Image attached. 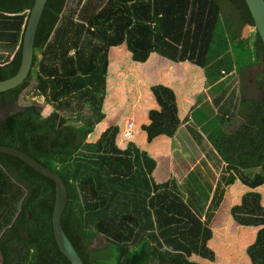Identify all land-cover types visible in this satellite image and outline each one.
Listing matches in <instances>:
<instances>
[{"label":"trees","instance_id":"1","mask_svg":"<svg viewBox=\"0 0 264 264\" xmlns=\"http://www.w3.org/2000/svg\"><path fill=\"white\" fill-rule=\"evenodd\" d=\"M34 2L0 0V81L19 71ZM68 2L48 0L28 78L0 93V146L28 154L62 178L68 194L62 227L84 264L214 260L210 223L237 183L248 191L231 215L241 226L259 228L247 254L251 264H264V204L257 191L264 187V45L256 30L254 38L244 35L255 27L246 1L87 0L79 20L67 13ZM123 44L137 64L158 54L201 67L216 103L232 72L243 78L237 111L230 116L223 106L216 113L209 101L200 102L209 105L203 119L211 123L204 124L205 135L191 132L199 144L208 140V155L222 165L216 184L205 163L207 172L197 166L181 182L171 177L157 183L156 159L133 142L119 147L118 126L88 139L106 118L109 52ZM254 67L252 94L245 76ZM33 81L35 94L53 109L47 116L38 104L19 105ZM151 92L158 108L142 126L149 143L173 138L182 123L175 91L157 84ZM55 199L51 179L0 153V264H71L54 236ZM99 237L106 244L94 249Z\"/></svg>","mask_w":264,"mask_h":264},{"label":"rangeland","instance_id":"2","mask_svg":"<svg viewBox=\"0 0 264 264\" xmlns=\"http://www.w3.org/2000/svg\"><path fill=\"white\" fill-rule=\"evenodd\" d=\"M86 1L87 0H69V9L67 13L72 10L74 12V19L79 20L80 17H78V15L83 10L82 8ZM255 32V28L246 27L244 35L248 38H254ZM38 57L41 58L40 53H38ZM109 60L111 61V63L109 61L111 66L108 68L107 95L104 100V103L108 104L107 108L104 107L106 118L103 121L105 122L102 123L101 128L94 130L88 139L93 142L98 140L102 132L105 131L103 129L106 125L110 127L118 126L121 132L117 144L119 147L125 149L130 142L124 140L123 137L121 138V134L124 121L127 119V122H133V124L136 122V127L134 124L135 136L134 139L131 140L135 141V139H137L138 142L145 144L146 138L137 123L143 118L142 109L143 104L145 105L144 102H146L148 91V86L146 84L147 82L158 79V67H165L167 63H165V59L162 56L155 54L153 58L151 57L149 61L145 63L146 65H138L137 67V63L132 61L131 55L125 44L111 49L109 52ZM256 72H258V67H254L247 72L245 76L252 94L256 93V88L254 84L251 83L254 81L253 77L256 75ZM183 73L190 82V84L184 85L186 88H183L181 84L175 82L176 77L174 78V72L166 74L167 77H169V75L173 76L171 80L172 83H169L176 85V90L177 87L180 89L178 91V93L180 92L179 95L182 101V105L180 106H184L183 102L185 104H191L190 102L194 103L198 101V99H201V101H198L199 103L209 101L216 113L220 112L223 106L224 108L225 106L230 108L229 111L227 110L230 116L239 108L238 104L241 100L242 92L240 93V91L242 90L243 78H241L239 74H236L235 71L232 72L233 75H231V79L228 82L224 98L218 100V103L215 102L216 96L213 97L210 87L206 83L204 70L201 67L194 66V64L188 62L183 69ZM159 78H161V75H159ZM171 84L169 85L177 95L176 90ZM181 89H184L185 92ZM31 104L40 105L44 116L49 115L53 110L51 106L46 104L45 98L35 94V81L24 90L19 101L21 107ZM202 104H199L197 111L193 112L191 118L192 127L188 125L191 131L184 135L185 139H181L182 145L186 146L184 150H177L171 146L158 147V145H160L159 143L157 145L152 144L156 149L150 147L149 152L151 157L158 162L153 174L157 183L165 182L173 175L181 182L185 176L189 174V171L194 170L197 166H201L204 169L203 171H206V167H204L205 163L210 170L208 176L209 181L212 182V184H216L222 165L217 166L216 162L213 161L214 159H211L208 155V151L211 148L208 144V140L204 139L203 142L199 144L191 134L193 130H198L202 135L207 133L204 124L210 122V120L206 121L207 119H203V116H205V114L207 115L208 111L205 110V107L209 105L206 104L202 108ZM149 108V106H146V109ZM213 118L214 117H210L211 120H213ZM241 122L242 119L234 121L230 129H235ZM142 144H140V146L143 147V150H146L147 146L145 147V145ZM204 148L206 149L205 151H203ZM237 184L238 186L233 185L227 190L221 206L216 211L210 223V227L213 230V238L209 242V247L215 253L214 260L210 261L199 256H193V261L203 264H251L247 254V248L255 241L259 228L241 226L232 217V208L241 203L243 195L248 191V188L242 187L243 184ZM257 191L261 192L263 195L262 203L264 204V187L257 189ZM103 244H106V241L103 237H99L95 240L92 247L94 249L100 248Z\"/></svg>","mask_w":264,"mask_h":264},{"label":"water","instance_id":"3","mask_svg":"<svg viewBox=\"0 0 264 264\" xmlns=\"http://www.w3.org/2000/svg\"><path fill=\"white\" fill-rule=\"evenodd\" d=\"M245 1L252 15L255 29L264 45V0ZM47 2L48 0H35L25 26L21 66L18 73L14 77L0 81V93L16 89L28 78L33 67L36 34ZM0 153L12 155L20 159L36 172L51 179L55 183L56 199L52 218L55 240L59 249L71 262V264H84L62 227V217L68 202L67 189L62 178L55 172L39 164L36 160L24 152L14 148L0 146Z\"/></svg>","mask_w":264,"mask_h":264},{"label":"crops","instance_id":"4","mask_svg":"<svg viewBox=\"0 0 264 264\" xmlns=\"http://www.w3.org/2000/svg\"><path fill=\"white\" fill-rule=\"evenodd\" d=\"M111 49H113V48H111ZM154 55L155 54H153L151 57L153 58ZM164 61L167 64H165L166 65L165 67L164 66L163 67H158V71H157V78L158 79H155V80H153L151 82H147V84H146L148 86V91H147L146 102H144L145 105L143 104V109H142L143 118L137 123L138 127L140 128V130L142 131L144 137L146 138V142H145V144H142L141 142H138L137 139H135L134 143L140 149L143 148V147L140 146V144L145 145V147L147 146L146 151H148V152H149L150 147L156 149L155 147H153L154 145H152V144H156L157 145L158 143L160 144V145H158V147H161V146H166V147L168 146V147H170L171 146V147H174L177 150H179V149L184 150L186 148V146H183L182 145L181 139H185V136L184 135L187 134V133H189L191 131V129L189 127H192V125H191V118H192L193 112L196 111V109L199 108V104H201V103L198 102L200 99H198V101H196L194 103L193 102H190L191 104H185L183 102L184 106H180V105H182V101H181L180 95H179L180 92L178 93V91L180 89H178V87H177V90H176L175 89V86L176 85H172L171 84L172 83L171 80L173 78L172 75L171 76L169 75V77L166 76V74H168L169 72H171V73L174 72V78L176 77L175 82L177 84H181V86H183V88H186L184 85L185 84H190V82H189V79L184 75L183 69H184L185 65L188 64V62L174 63V62L168 61L167 59H165ZM110 63H111V61H110ZM136 65L138 67V65H146V64H136ZM110 66H111V64H109V67ZM159 75H161V78H159ZM159 80H162V81H159ZM205 80H206V78H205ZM169 82H171V83H169ZM157 84H163V85H166L167 84L169 87H171L169 85V84H171L172 87L176 90V92H177V101H178L179 111H180L179 116H180V119H181L182 123L180 125V128H179L178 132L176 133V135L173 138H170V137H167V136H160V137H157L156 139H154L151 143H149L147 141V135L143 131L142 126L143 125H146V124H149V118H148L149 111L151 109H153V108H158V106H157V104H156V102L154 100V97L152 95V92H151V87L154 86V85H157ZM173 84H174V81H173ZM181 90L185 92L184 89H181ZM148 92H150V93H148ZM146 106H149L150 108L149 109H146ZM104 107H106V108L108 107L106 103H104ZM104 111H105V109H104ZM103 122H105V121H103ZM102 123H100L99 125H97V127L95 128V130L96 129H99L101 127ZM188 125H189V127H188ZM108 127H109V125L108 126L106 125V127L103 130H106ZM194 131H196V130H194ZM176 139H178V140H176ZM191 171H189V173ZM172 177H175V176L173 175ZM170 178L171 177H169L168 179H170ZM236 185L238 186V184H236ZM242 187H244V186H242Z\"/></svg>","mask_w":264,"mask_h":264},{"label":"built area","instance_id":"5","mask_svg":"<svg viewBox=\"0 0 264 264\" xmlns=\"http://www.w3.org/2000/svg\"><path fill=\"white\" fill-rule=\"evenodd\" d=\"M133 129H134V124L133 122H127L126 127L123 130L122 137L124 140L128 141L133 138Z\"/></svg>","mask_w":264,"mask_h":264},{"label":"clouds","instance_id":"6","mask_svg":"<svg viewBox=\"0 0 264 264\" xmlns=\"http://www.w3.org/2000/svg\"><path fill=\"white\" fill-rule=\"evenodd\" d=\"M253 28H255V27H253ZM255 30H256V29H255ZM148 118H149V117H148ZM126 120H127V119H126ZM126 120L124 121V124H123V127H122V133H123L124 128H125L126 125H127V121H126ZM102 122H103V121H102ZM102 122H101V123H102ZM134 124H135V127H136V122H135ZM120 132H121V130H120ZM119 134H120V133H119ZM119 134H118V135H119ZM122 136H123V135L121 134V138H122ZM134 136H135V134H134V129H133V138H132V139H134ZM127 142H133V143H134L133 140H128Z\"/></svg>","mask_w":264,"mask_h":264}]
</instances>
